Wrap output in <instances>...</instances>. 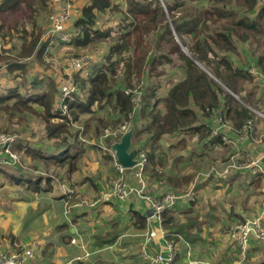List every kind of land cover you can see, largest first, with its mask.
I'll return each instance as SVG.
<instances>
[{
    "label": "trees",
    "instance_id": "obj_1",
    "mask_svg": "<svg viewBox=\"0 0 264 264\" xmlns=\"http://www.w3.org/2000/svg\"><path fill=\"white\" fill-rule=\"evenodd\" d=\"M20 1L0 0V17L8 10L20 12L21 22L25 24ZM38 1L45 7L49 0ZM260 1L89 0L79 8L72 25L80 29V36L64 45H71L78 52L95 51L105 41L107 49L105 52L98 50L95 62L89 64V61L88 67L73 74L75 92L64 101L60 99L55 76L38 74L25 84L30 61L43 64L51 38L41 42V29L36 21L28 22L24 28L14 26L7 35L10 43L3 34L5 43L0 46V70L4 69L12 76L13 84L0 86V117L5 121L0 133L20 136L11 151L27 157L29 168L25 173H20L22 170L9 173L2 164L1 155L6 148L3 146L0 148V172L35 195L48 193L53 181H66L71 189L78 182L87 183L96 193L94 200H97L98 186L94 180L83 176V168L93 166L91 163L95 160H101L105 165L112 163L109 146L119 136L109 134L105 137L104 131L112 133L127 127L131 121L136 125L134 147L147 156L144 175L149 187L154 180L161 183L160 189L164 191L173 189L183 193L198 174L223 169L228 153L208 160L209 152L214 153L223 146L219 137H209L211 126L205 121L213 126L220 113L222 120L232 125V135L236 138L241 136L247 121L253 122L251 128H246L247 143L250 136L255 137L258 133V121H264L253 112L259 102V97L253 94L258 88L256 83L248 94L235 91L237 79L254 82V76L249 73L252 59L258 68L264 60V51L258 44L260 37H257L264 33V1L263 4ZM31 11L37 16L34 8ZM102 14L119 15L120 18L116 22L112 20L113 25L104 27L103 31L98 25ZM2 26L0 23V29ZM166 77L172 78L169 85L164 80ZM36 120L41 122L43 130V140L38 143L24 137L32 130L29 125ZM163 136L173 140L194 136L195 140L188 142L182 138L177 143L158 144ZM159 146L172 150L169 163ZM193 156L196 159H192ZM206 156L207 161L201 165L200 159ZM38 164L44 167L43 172L40 167L42 173ZM205 164L210 165L205 169ZM172 165V172L168 171L164 181L161 180L160 170ZM240 176L243 182H257V185L264 180L263 176L253 177L248 172L235 171L223 177L212 172L199 179L204 183L212 179L219 183L233 181L234 184ZM76 196L73 192L70 198L68 194L56 198L69 199L71 203L80 200V196ZM196 203L188 205L189 211ZM177 209L172 207L163 212L161 224L168 234L183 235V241L177 237L168 238L170 242H177L178 261L187 255L191 233L188 228L181 230L175 217L180 211ZM130 213L133 225L144 229L145 218L136 211ZM50 215L49 208L43 209L35 217L37 221H32L38 226L45 225V218L52 219ZM196 223L200 229V222ZM231 229L227 232L229 236ZM6 238L11 243L16 242L15 251L21 250L15 237L7 235Z\"/></svg>",
    "mask_w": 264,
    "mask_h": 264
},
{
    "label": "crops",
    "instance_id": "obj_2",
    "mask_svg": "<svg viewBox=\"0 0 264 264\" xmlns=\"http://www.w3.org/2000/svg\"><path fill=\"white\" fill-rule=\"evenodd\" d=\"M48 45L50 47L51 44ZM252 70L257 74L255 69ZM256 85L258 88L253 92L255 97H259V102L256 106L264 114V81L256 83ZM259 111L254 110L253 112L258 116L257 112ZM258 117L264 119L263 117ZM205 122L211 126L209 137H217L211 135L215 126L213 127L208 121ZM257 125L258 133L256 135H260L264 132V121L262 123L258 121ZM232 134L230 137L233 136ZM193 137L181 136V139H188L189 142L190 139L191 141L195 140ZM179 139L180 137L173 140L169 136H163L160 138L158 144L177 143ZM233 141L235 145L229 148V151L228 147L222 143L223 148L218 151L215 150L214 153L209 152L208 154L211 156L208 157L209 162L212 158L217 159L218 156H226L227 153L228 155L229 153L231 154L236 148L242 154L247 153L249 156L255 155L258 151L264 149V144H259V146L255 144L256 142L247 143L246 140L240 141L235 136H233ZM161 148L163 149L162 152H165L167 155L169 163L173 156L172 150ZM192 159H196V156H193ZM200 161V164L203 165V162L207 161V156L202 157ZM179 164L181 165V163ZM209 165L205 164V169ZM108 167L109 173L104 175L101 170ZM172 169L173 165L168 166L166 170H160L161 180L164 181L166 173L168 171L171 173ZM96 170L98 175L96 177L89 176V178L94 180L98 186L99 199L94 200L97 195L93 189L86 186V183L79 184L78 182L77 186H75L77 190H75V193L77 192L76 197L80 196V200L77 199L76 202L71 203H69V200L63 201L58 198L48 200L46 203L48 207L45 209L49 208L52 219L45 218L47 220L45 225H41L40 227L33 225L34 222L32 220L35 219L37 221L36 215L33 213L28 217L30 220H26L24 223L21 222L22 217H12L14 220L11 223V232L5 235L4 230L0 226V253L19 252L15 251L14 248L17 245L16 242H9L10 239L6 238L7 235L15 237L21 249L25 248L23 246L24 243L18 237V235H21L31 239L29 247L33 248L37 255H34L35 259L30 262L28 261L29 263L27 264H163L160 262L152 263L149 261V257L165 253L168 243L174 251L178 250L177 242H174L171 238L172 243L168 238L177 237L183 241V235L176 233L168 234L162 228V221L158 222L151 217L149 203L135 195H131L124 202L101 199L104 193L103 189L109 190L110 182H112L110 178L111 176L115 178L116 172H114L115 170L111 166V163L101 165V167L98 165L95 168ZM215 170L219 171V169ZM181 172L183 173V171ZM244 173H247V171H244ZM210 174H212V169L198 174L194 181L192 178L193 183L191 182V186L184 191V193L188 192L193 185L194 192L197 190L198 202L192 211H189L190 206L186 204L187 202H183V200L179 201L175 206V208H178L177 210H180L179 213L175 214V217L188 218L182 223V219H180L179 226L181 230L188 228L191 234L189 245L187 244L186 246L187 255L177 261L176 254L170 264H187L189 261L196 260L198 264H230V259H234L235 264H264V241H256L251 238L247 257L239 261V256L235 250L236 245L234 242H231V237L227 235L231 227L257 215L262 217L264 223V200L263 202L259 201L255 203L259 195H264V180L262 183L260 181L259 185H257V182H243L242 176H240L239 179L234 181V184L233 181L219 183V181L211 179L207 183H204V185L197 186L196 182L199 177H205ZM132 178V170H128L124 175V179L130 181ZM144 180L146 182L145 192L147 195H151L150 197H156L157 194L166 192L160 189L159 185L161 183L159 181H151L153 185L149 187L146 175H144ZM69 189L71 188L69 187ZM172 191L175 190L172 189ZM84 198L88 200H84ZM29 206L33 205L30 204ZM87 209H90L88 213ZM131 211H136L145 218L144 229H137L133 225L134 221L130 218ZM194 220L195 222H193ZM196 222H200V229L197 228L198 224ZM15 225L17 234L13 229ZM7 226H10L9 222ZM32 226L33 229L31 228ZM196 230L197 232H195ZM148 237L150 241L146 243L145 240ZM212 238L213 241L211 243L209 241ZM71 240H74V243H71ZM6 244H10L9 249L13 250L11 251L7 247H4ZM231 246H233V249ZM27 249L31 250L30 248ZM85 252L90 253L89 258L85 262L74 261L76 255H81ZM220 254L222 255L220 256ZM146 255L148 256L147 258Z\"/></svg>",
    "mask_w": 264,
    "mask_h": 264
},
{
    "label": "rangeland",
    "instance_id": "obj_3",
    "mask_svg": "<svg viewBox=\"0 0 264 264\" xmlns=\"http://www.w3.org/2000/svg\"><path fill=\"white\" fill-rule=\"evenodd\" d=\"M88 1L89 0H73L72 1L73 11H72V16L70 18V25H71L70 29H75L73 27L74 26L73 22L75 21L76 17L79 14V8L83 4L87 3ZM263 1L264 0H261L259 3H262ZM50 6H51V0H49L45 4V7H42L38 0H21L20 1V7L22 8L21 10L24 11V13H25V24L23 21L21 22L20 12L12 13L8 10L6 12H3L1 17H0V23L3 25L2 28L0 29V46H2L1 44L5 43V42H3L4 39H2V37H4V36H2L3 34L6 35L5 38H6V42L8 43L9 39H8L7 35L10 31H13L14 26H17V29L24 28V27H27V23L31 22V21H36L38 27H40V29H41V42L45 41L48 38H51V40L49 42V44H51V45H50V47H49V45L47 46L48 49L46 48V54L47 55L44 56V58H43L44 59L43 64L36 61V60H33V59L30 61L29 69H28L27 73L25 74V84H28L31 81V79L35 75H38V74L47 75V76H51V77L63 76L62 71L57 70L55 68V65L52 63L51 60L62 61L64 59H68V58H78V57H83V56L88 55V56H90V60H89L90 63L89 64H92L93 62H95L97 51L103 50V52H105L107 49V45H106L105 41H103L97 46L98 50L93 51V49H90V50L78 52L77 50L72 49L71 45H63V43L60 44L55 38L48 36L49 31H47V30H48L49 24H50L49 23ZM33 8H34V11H36L38 13L37 16L33 14V11H31V10H33ZM123 8L125 9V5ZM31 15H33V16H31ZM119 18H120L119 15H115L113 17V14L112 15L111 14H107V15L102 14L98 20V25L103 29V31H105L106 28H104V27L112 26L113 25L112 20H114V22H116V21H118ZM263 28H264V26H263ZM28 29H29V27H28ZM257 37L258 38L260 37L258 44L264 51V33L258 34ZM14 41L17 42V39L14 38ZM258 53L262 54L261 51H259V50H258ZM74 54H77L79 56H74ZM257 55H259V54H257ZM89 64H88V66H89ZM255 64L256 63L252 59V64L250 67L252 69H255V71L258 73L257 78H261V79L258 80L254 77L253 83H251L247 80L237 79V84L239 87L236 86L235 91L238 92L239 94L240 93H243V94L250 93V91H252L255 83H258V82H261L262 80H264V79H262V78H264V60L262 61V63H261L262 65L260 66V68L256 67ZM88 66L85 64L83 66V68H86ZM252 69H249V70H252ZM11 79H12V76H8L4 69L0 70V86H2V87L12 86L13 84H12ZM164 80L167 82V85H169L172 81V78L166 77ZM18 82L20 83V81H18ZM18 82H17V85H19ZM14 84H16V83H14ZM60 85H67L64 78H63V82ZM74 88H75V86H74ZM59 96H60V94H59ZM255 107L257 108L258 111L260 110L257 106H255ZM247 108H249V107H247ZM259 113H261V112L259 111ZM219 114L220 113L217 114L216 122L213 125V127L218 125L217 121H218ZM260 122L262 123L263 121H260ZM251 124L254 125L253 122H251ZM4 125H5V121H3L2 118L0 117V127H3ZM29 126L32 128V130L28 131L25 134V136H24L25 139H28L30 142H34V143H38V142L42 141L43 140V130H42L41 122L36 120V122L34 124L29 125ZM128 126L129 125H127V128H128ZM11 130H14V129L12 128ZM260 135H256L255 137L257 138ZM6 136H8V135H4L3 133L2 134L0 133V140ZM230 138H231L230 143H224V145H226L228 148H231L235 145V142L233 141V136ZM18 139H20V136L16 137L15 141ZM238 140H240V139L238 138ZM15 141H12V143H10L8 146V151H5L1 155L2 164H4V166L7 167V171H9V173L15 174L16 172L21 171V170L22 171L20 173H25L26 170L29 168V159L27 157H25L24 155L17 154L16 151H11V147L15 143ZM132 146L134 147L135 144L132 143ZM11 155H13V157ZM96 162L97 161L95 160L94 163L93 162L91 163V165L93 164V166H85L83 168V171L85 174L83 176L96 177L98 175L97 170L95 171L96 166L105 165V164L101 160H98L97 163ZM113 162H114V160L111 163L112 167H113ZM38 167H39V172L42 173L44 171V167L40 164H38ZM40 167H41L42 172L40 171ZM51 170L52 169H50V172H51ZM126 170H130V169H126ZM7 171L5 170L6 173H7ZM101 172L104 173V175L108 174L109 173V167L107 169L104 168L103 170H101ZM23 175H25V174H23ZM111 178H113V177L111 176ZM197 180H198L196 182L197 186L198 185H200V186L204 185V181L201 178L200 179L198 178ZM41 183H43V182H41ZM51 185H52L51 186L52 188L48 193L41 194V195L31 194V193L27 192L26 190H24V187L22 186L21 183L16 184V183L12 182L9 178L5 177L4 174H2L0 172V226H1V229L4 230L5 235L7 233L11 232V230H12L11 223H12V220H14L13 218L22 217L21 222L24 223L26 220H30V219H28L30 214L32 215V213H33L34 215L37 216L39 213L42 212L43 209L47 208L48 206L46 203L48 202V200L54 199V198H56L57 195L59 196L61 194H65L68 192H69L68 195L70 198L72 193L73 192L75 193V190H76L75 187H74V189H69V185L66 181H60V180L59 181H53L51 183ZM86 186H88L87 183H86ZM108 189H109L108 191L106 189H103L104 193L109 192L111 190V187ZM105 191H107V192H105ZM196 191L194 192V201H193L194 203L198 202V200H196L197 195H198V193H196ZM70 193H71V195H70ZM174 193H176V192L174 191ZM176 194H178L180 196V195H184L185 193L183 192V193H176ZM76 198H79V197H76ZM108 199L116 201V199H114V198H108ZM84 200H88V199L84 198ZM103 200H107V199H103ZM263 200H264V195H259V198H256L255 203H257L259 201L263 202ZM190 203L191 202H187L186 204L189 205ZM30 204L35 205L36 207L31 208V206H29ZM89 211H90V209H87V213ZM189 217H191V216L189 215ZM180 219H182L181 220V223H182V222L186 221L188 218L187 217L179 218L177 216V220L180 221ZM8 222L10 223V226H7ZM193 222H195V220ZM33 225L38 226L36 222H34ZM31 228L33 229V226ZM13 229L17 234L16 225L13 227ZM195 232H197V230ZM43 233H42V235H43ZM18 237L21 239V242L24 243L23 246H25V248H23L21 250H25L27 248L31 249L30 252L33 254V257L30 258L28 261L29 262L33 261L35 259L34 255L35 256H37V255L35 253V250L33 248L29 247V245H30L29 241L31 239L29 237H23L21 235H18ZM212 241H213V238L209 242L212 243ZM9 246H10V244H6L4 247H7L9 249ZM231 247L233 249V246H231ZM9 250L12 251L13 249H9ZM234 253H235V251H234ZM221 255L222 254H220V256ZM188 257H189V255H188ZM29 262H26L25 264H27ZM230 264H235V260L230 259Z\"/></svg>",
    "mask_w": 264,
    "mask_h": 264
},
{
    "label": "built area",
    "instance_id": "obj_4",
    "mask_svg": "<svg viewBox=\"0 0 264 264\" xmlns=\"http://www.w3.org/2000/svg\"><path fill=\"white\" fill-rule=\"evenodd\" d=\"M73 0H51L50 6V17H49V35L55 38L59 43H69L74 38L80 36V29H70V18L73 11ZM90 60V56L86 55L78 58H68L62 61L51 60L55 65L57 70L62 71L63 76H57L59 94L61 101H64L72 93L75 92V82L73 74L80 71L83 66ZM250 75L253 77L258 75L253 70H249ZM63 78L67 85H60L63 82ZM261 79V78H258ZM264 79V78H262ZM264 81V80H262ZM232 94V93H231ZM233 95V94H232ZM258 116L264 118L263 113L257 112ZM223 117L219 114L217 124L212 130L213 136L220 138L221 142L230 143V135L233 132L232 126L222 120ZM252 127L251 121H247L245 127L243 128V134L240 137V141L246 140V128ZM127 127H121L119 130H115L112 133L109 130L104 131V136L109 134L120 136ZM16 136L8 135L0 140V147L6 146L5 151H8V146L12 141H15ZM256 142V145L264 144V132L257 138H253L252 142ZM259 145V146H260ZM257 150V149H256ZM13 157V155H11ZM10 156V157H11ZM114 162L113 167L116 172V179L111 184V190L107 193L102 194V199L114 198L119 202H124L128 200L131 195H135L141 198L143 201H147L151 209V217L156 219L158 222L162 221V214L166 210L174 207L179 201L183 202H193L194 201V185L186 192L184 195H178L172 190H168L164 193L157 194L156 197H150L145 192L146 182L144 180L145 167L147 164V156L143 151H138L135 156L137 163L130 169L133 173L132 180L128 181L124 179L125 173L128 171L122 168L116 163L115 158L111 154ZM264 149L258 151L255 155L249 156V154H242L239 149H235L231 154L228 155V160L226 165L221 170H214L212 172L223 177L230 171H235L236 173L247 171L251 176H263L264 177ZM65 194H69L65 193ZM163 233V231H162ZM231 239H233L236 245V252L239 256V261L247 257L248 251L250 249V240L253 238L256 241H264V223L262 217H253L246 220L243 223L237 224L232 227L230 233ZM150 238H146L145 242L149 243ZM74 243V240H71ZM31 250L25 249L17 253H0V264H25L30 258L33 257ZM90 253H83L81 255H76L74 261L85 262L89 258ZM176 255V251L173 250L172 246L168 243L166 245V252L163 254H156L153 257H149V261L152 263H163L170 264ZM148 256L146 255V258ZM187 264H198L197 261H189Z\"/></svg>",
    "mask_w": 264,
    "mask_h": 264
},
{
    "label": "water",
    "instance_id": "obj_5",
    "mask_svg": "<svg viewBox=\"0 0 264 264\" xmlns=\"http://www.w3.org/2000/svg\"><path fill=\"white\" fill-rule=\"evenodd\" d=\"M182 51L186 53L185 50L182 49ZM135 129V123L131 121L127 130L120 134L119 138L109 146V150L115 158L116 163L124 169H131L137 163L135 156L137 155L138 148L132 146Z\"/></svg>",
    "mask_w": 264,
    "mask_h": 264
},
{
    "label": "clouds",
    "instance_id": "obj_6",
    "mask_svg": "<svg viewBox=\"0 0 264 264\" xmlns=\"http://www.w3.org/2000/svg\"><path fill=\"white\" fill-rule=\"evenodd\" d=\"M227 122V121H226ZM232 129H233V127H232ZM127 130V129H126ZM233 133V132H232ZM242 134H243V130H242V133H241V136H242ZM240 136V137H241ZM254 138H256V137H254ZM248 139V134H247V132H246V140ZM252 139H253V136H250V143L252 142ZM111 153V152H110Z\"/></svg>",
    "mask_w": 264,
    "mask_h": 264
}]
</instances>
